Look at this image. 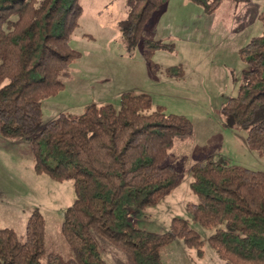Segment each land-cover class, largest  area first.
Wrapping results in <instances>:
<instances>
[{
  "label": "trees",
  "instance_id": "obj_1",
  "mask_svg": "<svg viewBox=\"0 0 264 264\" xmlns=\"http://www.w3.org/2000/svg\"><path fill=\"white\" fill-rule=\"evenodd\" d=\"M168 0H128L119 29L127 50L135 48L152 14ZM206 14L228 0H187ZM243 2L247 0H232ZM79 0H0V134L27 138L34 168L73 182L75 198L62 213L61 234L76 258H62L45 246L42 214L33 211L23 237L0 228V264H110L109 247L125 264H162L159 250L175 238L203 254L204 241L187 221L174 219L169 232L134 226L130 218L155 204L176 182L164 162L168 151L190 133V121L153 106L145 93L123 92L118 106L88 104L77 116L42 121L41 100L63 87L79 53L70 39L79 26ZM262 33L239 48L245 64L237 94L221 108L225 126L244 130L248 147L264 159V10ZM149 62L170 46L141 39ZM178 67H167L176 76ZM196 201L193 220L216 227L207 242L226 264H264V171L208 156L190 169ZM219 226V227H218Z\"/></svg>",
  "mask_w": 264,
  "mask_h": 264
},
{
  "label": "rangeland",
  "instance_id": "obj_2",
  "mask_svg": "<svg viewBox=\"0 0 264 264\" xmlns=\"http://www.w3.org/2000/svg\"><path fill=\"white\" fill-rule=\"evenodd\" d=\"M79 4V26L70 39L79 56L64 77L63 87L41 100L43 123L60 113L77 116L91 103L118 106L123 92L145 93L154 107L162 106L166 113L186 117L191 123L189 135L177 141L164 159L175 169L174 186L155 204L139 209L130 222L162 233L172 229L174 219H182L204 241L200 256L197 249L175 238L159 250L162 264H226L207 242L216 227L193 220L187 207L197 200L190 187V169L211 156L224 157L227 164L264 171V159L248 147L245 131L225 126L220 113L243 82L246 66L238 50L252 36L262 33L257 14L264 10V0H228L212 14L195 3L202 11L198 15L178 8V15L172 17L178 20L165 18L171 35L159 40L170 47L154 51L150 58L153 69L140 42L145 38L158 40L154 34L159 31L154 26L167 4L152 14L131 51L119 29L128 0H79ZM173 66L178 67L176 76L166 73V68ZM74 198L71 180H57L35 170L27 138L0 134V228H11L23 237L28 217L37 210L44 219L47 250L64 259L76 258L60 230L62 213ZM104 256L110 264L126 263L124 255L112 247Z\"/></svg>",
  "mask_w": 264,
  "mask_h": 264
},
{
  "label": "crops",
  "instance_id": "obj_3",
  "mask_svg": "<svg viewBox=\"0 0 264 264\" xmlns=\"http://www.w3.org/2000/svg\"><path fill=\"white\" fill-rule=\"evenodd\" d=\"M250 1H260V0H247L248 3H250ZM166 4H167L166 11L156 19L155 26H154V29L156 30L157 28L159 31L158 33L154 34V38L158 40L167 38L168 36L171 35L170 30L166 29L167 26L165 25L166 23L165 18H171V20H178V19H172V17H175L178 15V8L184 9L185 12H194L195 15H198V13L200 14V12L202 13V11L198 9V7H195L192 2H189L187 0H169ZM258 14H257V17H258Z\"/></svg>",
  "mask_w": 264,
  "mask_h": 264
}]
</instances>
